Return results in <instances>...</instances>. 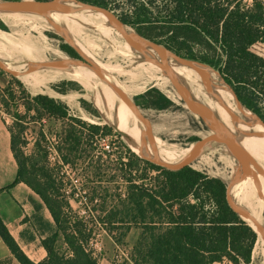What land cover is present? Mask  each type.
<instances>
[{
  "label": "trees",
  "instance_id": "1",
  "mask_svg": "<svg viewBox=\"0 0 264 264\" xmlns=\"http://www.w3.org/2000/svg\"><path fill=\"white\" fill-rule=\"evenodd\" d=\"M78 1L119 12L120 20L145 38L184 58L212 66L242 104L264 121L263 0H254L251 7H246L243 0ZM23 18L14 21H22ZM0 29L6 31L2 25ZM195 44L216 52L218 60L215 56L198 59L194 52ZM81 48L90 52L86 47ZM63 49L72 58H80L72 47L64 45ZM123 91L131 94L133 90ZM140 97L141 105L148 109L163 111L174 105L157 89H151ZM24 105V119L35 113L30 119L49 117L70 122L62 139L66 153L59 148L65 163L80 159L81 147L93 145L96 136L113 133L108 126L88 124L72 117L65 103L49 96L26 95ZM4 106L8 107V104ZM26 124V121L17 124L20 127L17 135L8 129L11 150L18 166L17 178L9 188L26 184L44 202L56 225L57 232L42 241L47 259L38 264H99L91 246L93 231L84 221L74 220L76 216H71L70 202L60 199V189L50 176L44 182L38 179L41 170L37 167L47 154L37 159L26 156L20 149L21 133L25 132ZM155 142L168 144L165 140L155 139ZM124 147L126 159L119 157L118 160L119 173L128 184L127 195L109 210L103 223L105 231L116 243H121L131 227H143V237L133 250L135 264H216L225 258L237 261L233 254L250 264L258 235L228 205L224 182L191 167L175 172L166 170ZM201 155L205 156V153ZM200 159L201 163L204 162ZM150 171L158 173L152 180H148ZM146 181L150 182L146 184ZM118 230L123 232L116 238L114 233ZM0 236L20 264H35L12 237L1 217ZM59 237L67 245L70 255L57 250Z\"/></svg>",
  "mask_w": 264,
  "mask_h": 264
},
{
  "label": "rangeland",
  "instance_id": "2",
  "mask_svg": "<svg viewBox=\"0 0 264 264\" xmlns=\"http://www.w3.org/2000/svg\"><path fill=\"white\" fill-rule=\"evenodd\" d=\"M116 14L119 15V12ZM19 18H23V20L14 21ZM66 22L74 23L75 21L67 19ZM0 25L6 28V31L0 29L3 32L13 33L15 36L36 42L41 49L38 58L40 61H51V59L60 58L72 59L63 49L64 45L70 46L66 39L58 34L49 23L44 22L43 19L33 16H22L21 14H0ZM78 26L87 28L86 25L81 23H78ZM85 31L86 33L74 32L73 42L78 46L88 48L90 52L99 49L96 56L98 60L103 63H115L114 65L99 64V66L118 81L119 87L122 90L128 88L133 90L131 94L126 95L139 106L142 114L149 120L155 139L165 140L171 144L190 145L209 135V131L203 121L189 111L171 82L162 73L135 65L147 64L148 62L136 61L137 59L135 58H127L115 51L109 43L99 38L95 29L90 28ZM194 52L198 59L204 56H209V58L215 56L216 60H218L216 52L201 44L194 45ZM2 60L6 63L11 61L7 58H3ZM28 63H18L13 68L16 71L25 72L28 68ZM210 67L213 68L212 66ZM214 70V72H211V80L220 84V81H224V79L222 76H219L216 69ZM43 74L44 70H40L34 75L40 78H50L57 75L56 73H51L45 77ZM213 88L215 91L216 87L213 86ZM151 89H157L162 92L174 105L163 111L143 107L140 96H143ZM218 92L221 96H230V92L226 87L220 88ZM39 94L65 103L69 107L72 117L88 124L108 126L112 128L113 133L106 136H96L93 140V145L85 144L81 147L80 159L76 161L71 159L70 163H65L59 148H62V152L66 153L62 139L65 136L64 132L69 129L70 122L66 120L58 121L49 117H44L41 120L30 119V117L35 116V113H31V115L26 117L28 119H24L26 116L25 96H36ZM4 104H8V107H5ZM93 111H96L97 114H94ZM0 117L7 129L14 130L16 135L19 134L20 130L17 124L26 121L27 124L24 125L26 130L24 133H21L22 143L20 144V149H23L26 156L37 159H41V156L45 153L47 154V157L43 158L37 167L38 170H41L38 179L44 182L45 178L50 176L60 189V199L63 198V200L70 202L73 210L71 216H76L74 220L84 221L88 229L93 231L91 246L99 259V264H118L116 263L118 259H124L122 264H129L126 261V257H133L134 246L143 237V227H131V230L122 239L121 243H116L105 231L106 227L103 222H105L109 210L117 206L120 200L126 198L128 184L125 183L121 177V173H119L120 165L118 159L119 157H122L124 160L126 159L127 152L124 146L131 149L132 152L134 150L126 139L115 131L112 125L106 123L100 110L96 108L91 98L88 97L87 91L69 73H66L57 82L36 84L30 89L18 77L0 70ZM130 134L133 135L134 133ZM241 147L264 169L263 153L260 152L261 150L257 151L249 142L242 144ZM134 153L137 155L136 152ZM228 157L230 161L234 160L232 164L230 163L231 166L223 154L208 152L205 153V156L200 155L190 167L211 178L220 179L228 186L236 173L234 170L238 166L236 160L229 153ZM200 158L205 163L203 161L201 163ZM137 173L138 171L135 172L136 176L138 175ZM157 174L150 171L148 180H152ZM148 182L150 181H146L145 183L147 184ZM260 187L261 194L260 192L258 193V188L250 176L244 179L243 194L258 203H262L264 207V183L261 177ZM121 232L123 231H116L114 236L116 238L120 237ZM256 243L261 249L263 240L260 238L259 244L258 242ZM257 255L253 250L250 264H263L264 255L260 252ZM233 256L237 261L225 258L216 264H246L242 257L236 254H233Z\"/></svg>",
  "mask_w": 264,
  "mask_h": 264
},
{
  "label": "water",
  "instance_id": "3",
  "mask_svg": "<svg viewBox=\"0 0 264 264\" xmlns=\"http://www.w3.org/2000/svg\"><path fill=\"white\" fill-rule=\"evenodd\" d=\"M71 4L79 5L81 11H90L92 13H98L103 15L108 24L118 31L125 42L130 46L132 51L137 57L136 61L140 62H151L156 64L162 70L165 77L171 82L173 88L176 90L178 95L186 104L187 108L195 114L200 120L203 121L208 131L211 132L206 138H202L198 141L193 142L195 144L192 152L185 159L181 160L176 164H170L162 161L156 154L153 156L144 154L148 148V145L155 150V137L152 134V127L149 122L142 114L139 106L131 100L124 91L116 86L114 83L106 80L103 70L96 63L91 61L82 50L76 46V44L70 39L67 35L66 30L58 26L53 20H49V24L56 30L58 34L63 36L66 39L68 44L78 53L80 58H61L54 59L51 61L44 62H29L26 73H31L40 70H52V71H64L67 72L73 67H87L92 70L104 83H106L116 96L131 110L136 119L140 124L143 125L142 134H141V144L139 146V152L137 155L146 161H149L159 167H162L169 171H180L185 167H190L191 164L202 154L203 150L211 145H223L226 147L227 153L232 156L238 166L236 173L234 174L232 180L227 186V202L232 211L237 214L244 222L248 224L247 220H253L250 213L242 206L238 205L232 196V188L242 182L244 179L253 176L257 178L260 176L264 178V169L257 163V161L240 146V140L242 137L249 136H264V133H256L252 131H244L239 129L240 125L248 126L249 128H254L259 125L264 127V121L258 115L253 114V119L241 118L240 116L229 112L231 117L232 125L234 126L235 131L232 132L225 124H223L216 114L206 105L196 100L190 94L188 88L185 84L179 79V77L174 73L170 67V60L177 65L184 66L195 71L201 78L202 84L204 86V91L206 94L212 96L216 101H218L222 106L225 107L221 99L216 95L212 80L211 72L215 71L213 68L207 64L201 63L196 60H191L184 58L175 52L171 51L167 47L149 40L142 36L140 33L136 32L134 29L133 32H128L122 20L118 15L109 9L102 7L94 6L91 4H86L78 0H0V14H22L28 16H39L48 18L52 14H71L77 11L76 8L72 7ZM0 70L11 74L14 77H19L20 74L11 70L8 63L0 59ZM217 72V71H216ZM220 75L219 72H217ZM224 84L231 90L236 98L237 105L240 108H246L242 102L239 100L234 90L223 81ZM247 109V108H246ZM248 110V109H247ZM250 111V110H249ZM251 112V111H250ZM115 131L120 134L124 139H128L127 135L121 132L118 127H113ZM128 143L131 145L132 142ZM133 145V144H132ZM249 225V224H248ZM250 226V225H249ZM257 229H254L250 226L253 231L264 240V227L256 225Z\"/></svg>",
  "mask_w": 264,
  "mask_h": 264
},
{
  "label": "bare ground",
  "instance_id": "4",
  "mask_svg": "<svg viewBox=\"0 0 264 264\" xmlns=\"http://www.w3.org/2000/svg\"><path fill=\"white\" fill-rule=\"evenodd\" d=\"M71 6L76 8L77 11L71 14L56 13L50 15V17L48 18L39 17V16H33V17H38L40 19H43V21L47 23H49L48 19L53 20V22H55L58 26H61L66 30L67 35L70 37L72 41H73L74 32L86 33L85 30L93 28L98 33L99 38L102 39L104 42L109 43L115 49V51L121 53L122 55L130 59L139 58L137 57V55L134 54L130 46L125 42L122 35L108 24L106 18L103 15L98 13H92L90 11L78 10L80 7L77 4H71ZM22 16H28V15H22ZM67 19L74 20L75 22L74 23L66 22ZM78 23L86 25L87 28L78 26ZM126 30L128 32L134 31L129 27H126ZM78 47L82 50L83 53H85V55L91 61L96 63L98 66L99 64L102 65L115 64V63L112 64L110 62L103 63L100 60H98L96 56L99 49L93 52H88L82 49L80 46ZM40 53H41L40 46L36 42L15 36L13 33H6L0 30V59L7 58L11 60L10 62H8L10 69L20 74L18 78L24 85H26L28 88L31 89L36 84H40V83L51 84L61 80L66 75V73H69L75 79V81L78 82L87 91L88 97L91 98L96 108L100 110L103 119L106 121V123H109L113 127H118V129L121 132L125 133L129 141L132 142L133 144V145L131 144V147L133 148L134 152L138 153L139 146L141 144V134H142L143 125L138 122V120L131 112V110L116 96V94L112 91V89L102 80H100V78L92 70H90L87 67H73L71 68V70L67 72L44 70L43 75H45V77L51 73H56L57 75L50 78H40L34 75L37 71L26 73V71L20 72V71H16L13 68L16 66V64L22 62H44L38 59ZM169 62H170L169 63L170 67L172 68L174 73L179 77V79L188 88L192 97H194L196 100L209 107L220 119V121L223 124H225L232 132H234L235 129L234 126L232 125L229 112L234 113L240 116L241 118L246 117V119L249 120L253 119L252 112H250L246 108H240L237 105L234 94L224 84L223 80L220 81V84L212 81V84L216 87L215 93L221 99L225 107L222 106V104H220L218 101H216L212 96L206 94V92L204 91L202 80L195 71H193L190 68L177 65L176 63H173L171 60ZM135 65H140L163 74L160 67H158L156 64H153L151 62H148L147 64L142 63ZM100 68L103 70L106 80L114 83L116 86L119 87L118 81L112 75L106 73V71L101 66ZM223 87L228 88L230 92L229 97H224L219 94L218 90ZM126 121H127V125H126ZM239 129L244 131H252L256 133H264V127L259 125L255 126L254 128H249L248 126L240 125ZM128 130L137 131L141 133L132 135L129 133ZM208 134L210 135L211 132H209ZM128 139L126 140L127 142ZM246 142H249V144H251L252 147L257 151L261 150L260 152L263 153V160H264V136L242 137L240 140V146ZM194 146H195L194 143H191L189 145V144H171V143L159 144L155 142V150H153L151 146L148 145L147 147L148 149L144 151V154L150 156L156 154L158 157L175 156L173 158L161 159V160L166 163L176 164L181 160L185 159L187 156H189ZM208 152L223 154L229 164L230 163L232 164L234 161V160L230 161L226 147L223 145L211 144L207 146L202 153H208ZM235 171L236 170H234V172ZM251 178L254 180L256 187L258 188V193L260 192L261 194L260 176H257V178L251 176ZM261 179L264 183V178L261 177ZM243 191H244V180L239 184H236L232 188V196L234 197L238 205L244 207L250 213L253 220H247L248 224L252 226L254 229H257L256 225H260L264 227V207L262 203H258L249 196L243 194ZM258 238L259 240L257 242L259 244L261 237L259 236ZM255 252L258 255L259 252L264 255V240L261 249L256 243L254 253ZM263 264H264V260H263Z\"/></svg>",
  "mask_w": 264,
  "mask_h": 264
},
{
  "label": "crops",
  "instance_id": "5",
  "mask_svg": "<svg viewBox=\"0 0 264 264\" xmlns=\"http://www.w3.org/2000/svg\"><path fill=\"white\" fill-rule=\"evenodd\" d=\"M17 173L18 166L11 150V134L0 117V217L24 253L38 264L48 256L42 241L53 236L57 229L44 202L26 184L9 188L16 180ZM56 247L60 253L70 255L62 237H59ZM0 264H20L1 236Z\"/></svg>",
  "mask_w": 264,
  "mask_h": 264
},
{
  "label": "built area",
  "instance_id": "6",
  "mask_svg": "<svg viewBox=\"0 0 264 264\" xmlns=\"http://www.w3.org/2000/svg\"><path fill=\"white\" fill-rule=\"evenodd\" d=\"M246 4H245V3ZM253 2H254V0H243V4L244 5H246V7H251L252 5H253ZM92 244V243H91ZM126 261L129 263V264H135L134 263V261H133V259L132 258H129V256L128 257H126ZM124 262V259H122V260H117V262L116 263H118V264H122Z\"/></svg>",
  "mask_w": 264,
  "mask_h": 264
}]
</instances>
